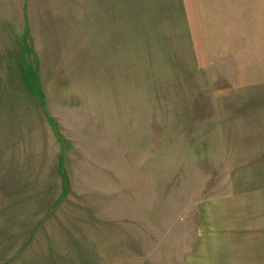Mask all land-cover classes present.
Segmentation results:
<instances>
[{
  "label": "rangeland",
  "instance_id": "1",
  "mask_svg": "<svg viewBox=\"0 0 264 264\" xmlns=\"http://www.w3.org/2000/svg\"><path fill=\"white\" fill-rule=\"evenodd\" d=\"M236 1L2 15L0 264H264V163L224 143Z\"/></svg>",
  "mask_w": 264,
  "mask_h": 264
},
{
  "label": "crops",
  "instance_id": "2",
  "mask_svg": "<svg viewBox=\"0 0 264 264\" xmlns=\"http://www.w3.org/2000/svg\"><path fill=\"white\" fill-rule=\"evenodd\" d=\"M231 1V0H230ZM244 7L232 16L228 64L230 90L225 150L229 163H264V0H237ZM32 0H0V18L11 13L23 29L29 21ZM236 6V4H234ZM11 10V11H10ZM233 17L234 21H233ZM0 19V48L8 36V21ZM10 18V17H9ZM234 26V27H233ZM6 54L0 52V55ZM238 145V147H236ZM238 148V149H236ZM235 154L232 161L231 155Z\"/></svg>",
  "mask_w": 264,
  "mask_h": 264
}]
</instances>
